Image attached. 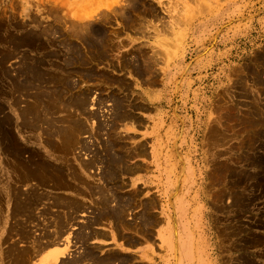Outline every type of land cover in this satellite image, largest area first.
Returning a JSON list of instances; mask_svg holds the SVG:
<instances>
[{"label": "rangeland", "instance_id": "1", "mask_svg": "<svg viewBox=\"0 0 264 264\" xmlns=\"http://www.w3.org/2000/svg\"><path fill=\"white\" fill-rule=\"evenodd\" d=\"M88 24L105 28L110 37L108 43L116 48L107 47V57L102 62L90 59L92 50L84 41L90 30ZM72 56L77 61L68 65L72 68L67 74L62 68ZM134 57L138 59L136 65H148L149 71L146 68L136 73L131 65L127 67L126 63ZM34 63H38L41 72L45 70L47 78L48 74H55L56 80L64 81L53 86L57 81L46 80L42 84L34 78V71L27 70L25 74L24 69ZM85 71L106 73L120 81L112 80L117 84L110 81L111 85L103 77L86 79ZM65 78L73 87L69 92L62 90L63 100L56 90ZM87 89H91V106L82 114L72 107L67 109L69 118H81L85 130L78 139L81 143L66 157L72 166L91 157L93 153L83 149V142L101 153L108 152L109 141L124 155L137 150L127 165L141 164L143 168L121 173L116 179L121 186L114 188L120 197L135 198V205L125 210L126 220L141 225L144 207L150 220L155 221H151L148 256L134 260L139 259V264H147V259L155 263L150 256L163 253L164 247L173 250V264H264V0H0V165H13L1 131L7 116L11 129H15V134L11 131L15 145L29 148L24 140L38 141L37 147L30 149L31 155L23 153L21 158L37 159L39 152L46 150V137L40 132L29 135L23 125H17L22 118L20 115L17 120L15 114L32 108L37 111L39 107L41 113L44 100L42 105L35 102L37 97H43L41 93L47 98L49 90L54 96L59 94L55 104L62 108L54 116L61 119L67 110L60 102L75 91ZM112 93L124 98L127 105L141 104L144 109H133L139 118L116 122L113 102L107 98ZM99 99L100 103L94 106ZM89 114H94V118ZM47 154L41 155L46 158ZM77 171L83 176L80 168ZM139 174L145 175L144 181ZM91 175L96 176L95 182H101L99 167L92 168ZM81 178L80 183L86 181ZM3 183L0 181V247L7 252L12 240L18 249H25L26 245L30 249L29 241L18 242L20 233L10 230L13 224L17 225L15 230L27 226L23 214L8 218L6 207L16 203L14 199L24 202L26 193L38 185L17 180L12 187L18 198L8 193L12 195L8 199L6 181ZM45 188L38 186L37 193L45 192L44 196L50 198L46 195L48 187ZM77 190L78 187L75 192L66 189L63 194L82 202V191ZM142 203H148L149 209ZM42 208L44 203L38 206L37 214L44 212ZM52 210L58 212L56 207ZM79 211L75 222L67 227L61 245L55 248L66 247L69 240L70 253L79 255L78 251H83L76 233L97 208ZM180 219L194 224L183 237L179 233ZM38 221L44 226L49 220L45 222L41 216ZM164 223L167 233L160 229ZM105 224L97 226L109 230ZM35 227L31 226L36 231L34 236L40 237L43 233ZM48 228L53 231L52 226ZM135 237L140 239L139 235ZM166 239L170 244L165 243ZM113 240L120 241L117 237ZM88 245L94 247L91 241ZM184 245L190 253L186 260ZM107 253L124 254L119 250ZM32 259L25 263L47 264L43 254ZM10 262L7 259L5 264Z\"/></svg>", "mask_w": 264, "mask_h": 264}, {"label": "bare ground", "instance_id": "2", "mask_svg": "<svg viewBox=\"0 0 264 264\" xmlns=\"http://www.w3.org/2000/svg\"><path fill=\"white\" fill-rule=\"evenodd\" d=\"M88 26L90 27V30H88V33H86V35H84V41L87 44V46L92 50V54L90 55L91 56L90 59H92L93 61H96V62H102L107 57V53L105 51L106 48L109 47V49L110 48L113 49V48H115V46L110 45V43H108V41H109L108 37L109 36H108L107 30H105V28L97 27V26L95 27V26L90 25V24H88ZM165 26H167V25H165ZM138 33H139V31H138ZM68 47H69V45H68ZM109 49H107V52ZM132 59H133L132 61L130 60L131 63L130 62L126 63L127 67H128V64L131 65L132 68L137 70L136 73L138 71L139 72L145 71L146 68L149 71L150 67L148 65H146L145 68H143L142 65H136V62L138 61L137 57H134ZM158 60H157V62H159ZM74 61H77V58L73 57V56L67 58L64 61V67L62 69L67 71V74L69 73V69L72 68L71 66H69L70 68H68V65L72 64ZM154 62H155V60H154ZM124 63H125V61H124ZM124 63H123V67L125 66ZM149 65L151 66V62H149ZM152 65H153V62H152ZM38 67H39L38 63H34L29 68L24 69V72L25 71L27 72V70L28 71L29 70L34 71V78L39 80L40 82H42V81L45 82L46 80H49V82L51 81L52 83H54L55 81H57L54 83L53 86H56V85H58L59 82L64 81V79H61V78L60 79L58 78V80H56L57 78H56L55 74L54 75L52 74L54 71L51 73V75H53V76H50L48 74L49 78H47V75L43 73V71H45V70H42V72H41V70ZM121 67H122V65H121ZM74 71H76V70L73 69V72ZM26 72H25V74H26ZM45 73H47V72H45ZM48 73H49V71H48ZM57 73H59V72H57ZM57 73H56V75H57ZM85 74L86 75H84V77L86 79H92L93 80L94 79L93 77L96 76L98 78L103 77V81L108 80V82L111 81L112 83H113V81L117 80V79L114 80V78L113 77L111 78V76H109V75L106 76V73L98 75L94 71H89V72L87 71ZM138 74L141 75V73H138ZM143 74H145V73H143ZM104 78H106V79H104ZM28 80H26V81H28ZM117 81H120V79ZM44 82H42V84ZM111 82H110V84H111ZM116 82H114V83H116ZM32 83H30V84L32 85ZM11 84H13V86L15 88H19L18 87L19 85L17 86L16 82H12ZM20 84L22 86V84H25V83H20ZM33 84H35V83H33ZM113 84H111V85H113ZM25 85H27V84H25ZM36 86H38V85H36ZM72 87H73V85L71 84V82H69V80H67L65 78L64 84H62V86H60V85L57 86V88H59V89H58V91L56 90V92L60 93V97H61V95L63 96L62 93H64V92H62V90L68 91V90H70V88L72 90ZM79 91H75V92L72 91L73 92L72 94L70 91L71 96H69V97L66 96V97H68V99L66 98L65 102L64 101L60 102V103H64L63 107L65 110L72 107V110L74 109L76 113L79 112L80 114H82V113H84L83 110L87 109V106H91V98H90L91 89H87L85 91H82L81 93H79ZM39 94H40V92H39ZM54 94L55 93L49 92V90H48L47 98L45 97L46 95L41 93L40 95H42L44 98L40 96V97H37L38 99L36 98L37 102L33 101V103L35 102V103H37V105H38V103L42 105L43 104L42 102L44 100L45 103L43 105H45V106H43L44 108L41 109L42 110L41 113H40V111H38V110H40L39 109L40 107L38 106L39 108L37 109V111H35V109L32 108V110L25 109L21 112H18L20 114H18V113L15 114V117L17 120L20 118V115H21L22 120L21 119L20 120L22 123L17 122V125L21 126V127L23 125L22 128L27 130L29 135L32 132H34V133L40 132V135L41 134L45 135L46 138L44 140L45 141L44 146H45L46 150L45 149L42 151L39 150L40 152L39 151L38 152L41 154L43 152L48 153L46 158H44L41 154H38L37 159H33L31 161L30 160L25 161L24 158L23 159L21 158L23 153H28L29 155H31L30 149L31 150L35 149L37 147L38 141L34 140V139H31V141H28L29 139H27V141L24 140L25 146H28L29 148L20 147L21 145L20 146L15 145V143L13 142V141H15V139H12V134H15V129H11L10 123H12V122L9 119V116L6 117L7 119H5L2 130H1L4 133V138H5V140H4V138L2 139V140H4L3 144H5L4 145L5 151L7 152V154H9L11 156L9 161L13 164V165H11L7 162L6 163L4 162L3 166L0 165L1 185H3L4 184L3 182L6 181L5 185L7 186L5 188V193L6 194L12 193L13 197L16 196V195H14L15 193L13 194L12 184H14L17 180L21 181V182L25 180L28 182L33 181L38 186H42V187H46V188L48 187L47 188L48 194L46 193V195L47 196L50 195L49 196L50 198H46V196H44L45 192H43V193L40 192L38 194L37 193L38 186L35 185V187L37 186V188H34V186L32 185L33 187L31 188V190H29L26 193V197L24 199V202H22V200L19 202L18 201L19 199H17V200L14 199L15 202L16 201L17 202L13 203L12 205L9 204V206L6 207L7 208L6 214H7L8 218L14 216V218L16 219V216H19L20 213L23 214L21 216H23V221L25 224H27V226H22L20 228L18 227L19 229L15 230L17 225L15 226V224H13L15 227L14 228V227H12L13 225L10 224L9 226L12 227V229H10V230L12 233H15L16 235L18 234L17 231L20 233L19 237H18V239L20 241L16 239L18 242L29 241L31 243V245H30V249H26V246H27L26 245L25 249L23 247V249L20 248L21 249L20 250L16 247L15 242L14 241L12 242V240H10L11 244L9 245L8 244L9 239L7 238L8 240L7 239L6 240L8 243L7 242L6 243L9 245V249L7 252H5L6 250H2V248L0 247V264H5V262L7 263V259H10L11 264L14 262H15L14 264H16L18 262L25 263V261L30 262L33 260L32 258L39 257V255H42V254L44 255V261L43 262H46L47 264H51V263H53V264H57V263H59V264H85L86 261H88L90 264H128L130 261V264H131L132 263L131 257H133V256H128L125 254L119 255L118 253H107L105 255H100V252H97V250H95V248L100 249L99 246H95V247L91 246V248H90V246L88 244H89L90 239L99 238L100 236L106 237V235H109V233L111 234L112 239L117 237L119 240H123L125 244L131 245V246L132 245L135 246L137 244L141 245L143 243L149 242L150 229H151V223H152L151 221H154V220H150L151 217L149 216L148 212L146 211V209L144 207L142 208V211L145 213L147 212V213H146V215H144L145 213L142 214L143 220H142L141 225H135V224L129 222L128 220H126L125 210L130 209L132 207V205L133 206L135 205V201H133L135 198H134V196H132V197H128V196L127 197H120L119 193L114 191V188L119 187V185H120V184L118 185V182L116 179H118V177L121 173H123V172H134V171L136 172V171H139V169L143 168V166H141V164H135V165H131V166L127 165V161L129 160V158H131L135 154H137V150H134L135 152L132 151V153L129 155H124V154L119 153L115 149V145L109 141L106 143V146H109L108 152H106V150H105V153H101L99 151L96 152L98 149L92 151L91 148H89L90 145L83 142L82 143L83 149H85L87 151H91L93 153L92 156L89 157L86 161L78 162L77 163V164H79L78 166L77 165L72 166L71 164H68V161L70 159L68 157V160H67V157H66L67 153L70 154L69 152H71L76 145L81 143L80 140L78 141V139H79L80 134L82 132H84L85 126H84V124H82V122L79 121L81 119L80 117H79L80 118L79 120L74 119V118H69L68 113L70 110H67L65 112V110L62 109L65 112V115H63V117H61V119L56 118L54 116L55 113L59 109L61 111V108H62L61 107L62 105L59 106V107H61V108H59L58 103L55 104L56 103L55 96L58 95L57 97H59V94H56L55 96H54ZM45 98H46L47 102L45 101ZM54 98H55V100H54ZM107 98L109 100H112V102H113L112 109L115 111L114 120L116 122L117 121H125V120H127V121L128 120H131V121L137 120L139 117L136 115V111H133V109H144V107L141 104L138 105L137 103H134L133 105H130V104L127 105L126 100L124 98H117L114 93L108 95ZM57 101L59 102L58 99H57ZM97 103L98 104L100 103V99L98 100V102H96L94 104V106H96ZM28 106H29L28 108H30V105H28ZM34 107H36V106H34ZM94 109H96V108L94 107ZM32 113L33 114L36 113V115H32ZM94 114L90 115V117L93 116V118H94ZM88 117L89 116L87 115L86 118H88ZM77 118H78V116H77ZM40 123L46 124V127L43 128L41 126L42 124H40ZM12 130H13V132L11 134ZM32 135H33V133H32ZM31 145H33V147L30 148ZM140 152H141V150H140ZM22 160H24V161H22ZM70 163H72V162H70ZM12 167L13 168L15 167L16 171ZM98 167L100 169V174L101 173L103 174L102 178H100V179H102L101 182H95L94 177H96V176L91 175L92 168L96 169ZM79 168H80L83 176H81L80 173L77 171V170H79ZM11 174L13 177L11 176ZM8 176H10V180H9ZM81 177L86 179V181L83 179V182H81L82 183V189L80 187L81 186L80 181H82V180H80V179H82ZM13 178H14V180H13ZM78 180H80V181H78ZM77 187L79 190L82 191V193H81V194H83V198H82L83 201L82 202L77 201L76 198H74V200L76 199V201H74L72 198L71 199L73 201H71V199L70 198L68 199L67 195H65L66 189L67 190L72 189V191L74 189L73 192H75ZM59 189H61L60 191H62L61 194L58 193ZM109 189H112V192H109L110 191ZM79 190H77V191L79 192ZM63 193H65V194H63ZM10 194L7 195L8 199L12 198V195H10ZM94 195L95 196L97 195L96 197H98V199H95ZM90 196H92V197L90 198ZM93 196H94V199H93ZM74 197H76V196H74ZM46 199L49 200V203L45 202ZM114 200L116 201V204H113ZM43 203H44V209L43 208L42 209L44 210V212L39 215V214H37L38 212H36V210L38 209V206L43 204ZM142 206H145L149 209L148 203L143 204ZM52 207L58 208V210H57L58 212L57 213L53 212ZM93 208H97V212L92 214L93 217L87 218L86 220H84V223H82L83 225H80L79 231L76 233V240L78 242H81V244L83 246V251H78L79 255H77L76 253H70L72 250H70L69 240L66 241L68 243V244H66V247L55 248L56 246L58 247L61 245L60 241L61 242L63 241V236L66 232L67 227L69 225H71L73 222H75L74 220H75L76 216L78 215L77 212L79 210H82V209L85 210V209H93ZM41 216H43V218H45V222L49 220L48 223L44 226H43V224H41L42 225L41 226L38 223L39 222L38 220ZM89 217H90V215H89ZM19 218H17V219H19ZM11 219H13V218H11ZM15 219H13V220L15 221ZM21 219H19V220L21 221ZM17 222L18 221H16V224H17ZM29 222L31 224H29ZM100 223H106L105 225H108L109 230L107 231L106 229H102V228H101V230H99V229L95 230V228H93L94 226L100 225ZM33 224H34V226L38 227L41 230V232L43 233V234H41L40 237L34 236V233H36V231L35 230L32 231V229H31V226ZM51 226L53 229L52 232L48 231L49 230L48 227H51ZM39 229H36V230H39ZM7 233H9V232H7ZM177 233L178 232H176V234ZM136 235H139L140 239L136 238L135 237ZM108 237H110V236H108ZM6 240H4V242L3 241L2 242L5 243ZM169 241L170 240L166 239L165 243L168 244ZM2 246H3V244H2ZM27 247H29V246H27ZM6 248H7V246H6ZM4 249H5V247H4ZM175 250H176V248H175ZM183 250H184V257L183 258H185V260H186L187 257L190 255V253H189V251L185 245L183 246ZM43 252H45L46 255ZM45 260H47V261H45ZM185 260H184V262H185Z\"/></svg>", "mask_w": 264, "mask_h": 264}, {"label": "crops", "instance_id": "3", "mask_svg": "<svg viewBox=\"0 0 264 264\" xmlns=\"http://www.w3.org/2000/svg\"><path fill=\"white\" fill-rule=\"evenodd\" d=\"M139 175L141 177L135 176L134 178L138 179V177H139V178H141V180L144 181L145 175L144 174H139ZM187 221H189V220L188 219L187 220L186 219H180V222H178V223H180L178 225L179 226V233H180V235L182 237H183L184 234H185V236L188 234V233L187 234L184 233L185 230L187 228H191L194 225V224L192 225L191 222L187 223ZM166 224L167 223H164L162 225V227L160 226L161 227L160 229H162L163 233H165V232L167 233L166 228L168 226ZM96 228L100 229L101 227L100 226H96ZM106 230H108V228H106ZM108 236H110V237H108ZM167 236H168V234H167ZM182 240H183V238H182ZM90 241H91V243L93 244L94 247L95 246H99L100 247V249H101L100 250V254L101 255H104L106 252H109L111 250H119L122 253H124L125 255L133 256L132 257L133 261H132L131 264H139V263H141V261L139 259H137V260H134V259L137 258V257L144 256L146 253H149L150 252V248H151L149 243H143L142 245L137 244L135 246L134 245L131 246V245L125 244V246L121 247L123 241L120 240L118 242H115L112 239V236H111L110 233H109V235H106V237L100 236L99 238L91 239ZM162 251H163V253L158 254L157 252H155L153 255L150 256V258H152L155 263H151L148 259L145 260L146 263L147 264H173V262H174L173 250L172 251H167V249L165 250V248L163 247ZM179 259H180V257H179Z\"/></svg>", "mask_w": 264, "mask_h": 264}]
</instances>
